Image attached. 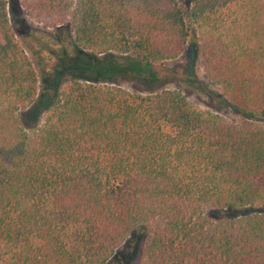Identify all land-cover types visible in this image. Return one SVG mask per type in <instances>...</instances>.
Listing matches in <instances>:
<instances>
[{"label": "trees", "instance_id": "16d2710c", "mask_svg": "<svg viewBox=\"0 0 264 264\" xmlns=\"http://www.w3.org/2000/svg\"><path fill=\"white\" fill-rule=\"evenodd\" d=\"M20 4L45 28L69 23L78 50L142 68L194 46L243 119L180 88L113 85V60L101 81H64L25 128L39 76L0 0V264H106L140 230L139 264H264V0ZM212 207L249 213L211 220Z\"/></svg>", "mask_w": 264, "mask_h": 264}, {"label": "rangeland", "instance_id": "374dc122", "mask_svg": "<svg viewBox=\"0 0 264 264\" xmlns=\"http://www.w3.org/2000/svg\"><path fill=\"white\" fill-rule=\"evenodd\" d=\"M7 6L10 27L39 76L37 102L21 116L25 128H31L37 123L38 117L48 105L47 100L52 99L64 81H101L106 78L103 77L102 71L107 68L108 62L113 60L123 66L118 72L111 71L114 74L107 78L113 85L136 93L180 88L189 101L200 109L217 113L231 122L243 119V116L226 102L220 91L207 82L199 63L197 49L192 45L175 61L154 63L148 69L142 68L127 56H93L78 50L69 23L56 28H45L26 16L20 0H8ZM49 74L50 78L46 79ZM247 213L249 212L216 207L204 211V215L211 220L236 218ZM143 232L140 230L137 233L140 238L132 236L127 239L106 264H139Z\"/></svg>", "mask_w": 264, "mask_h": 264}]
</instances>
